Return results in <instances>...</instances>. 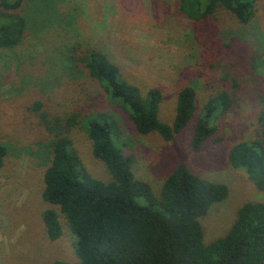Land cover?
Listing matches in <instances>:
<instances>
[{
	"label": "rangeland",
	"instance_id": "obj_1",
	"mask_svg": "<svg viewBox=\"0 0 264 264\" xmlns=\"http://www.w3.org/2000/svg\"><path fill=\"white\" fill-rule=\"evenodd\" d=\"M255 9L254 18L244 24L223 8L207 19L189 18L179 0H25L16 10L27 20L21 41L0 47V144L8 147L0 169V264L76 262V237L69 224L61 218L63 233L50 240L43 221V210L51 206L42 191L52 136L33 109L36 101L51 116L111 112L135 154L136 177L149 181L157 195L180 163L226 183L229 196L201 220L206 243L229 230L242 204L264 202V191L229 162L233 144L256 135L264 110V76L252 63L264 55V0H256ZM89 47L108 52L123 76L143 92L160 87L165 122L173 121L185 85L197 88V113L216 92H234V108L217 119L220 139L195 152L192 125L173 140L158 132L140 134L84 63L72 60L71 54ZM70 134L90 173L109 180L85 130L75 126Z\"/></svg>",
	"mask_w": 264,
	"mask_h": 264
},
{
	"label": "trees",
	"instance_id": "obj_2",
	"mask_svg": "<svg viewBox=\"0 0 264 264\" xmlns=\"http://www.w3.org/2000/svg\"><path fill=\"white\" fill-rule=\"evenodd\" d=\"M24 1L0 0V47H13L21 41L27 20L16 10ZM179 2L180 10L196 20L207 19L223 8L247 24L256 12V0ZM71 58L84 63L89 75L127 112L140 134L158 132L165 140H173L192 125L191 147L195 152L220 139L216 136L217 119L236 103L234 92L222 89L197 113V88L185 85L178 92L173 121L165 122L160 118L164 100L160 87L143 92L123 76L109 53L98 47L81 49ZM252 63H257L264 76V55ZM42 106L36 101L33 109L52 136L42 191V198L51 206L43 210V221L50 240L61 237V218L76 237V262L58 259L50 264H264V202L242 204L229 230L206 243L201 220L215 203L229 196L226 183L210 180L180 163L165 178L157 195L149 181L136 177L135 154L111 112L95 109L62 117L51 116ZM259 121L261 126L253 138L230 148L229 162L264 191V110ZM75 126L87 133L92 153L104 162L109 180L88 170L70 134ZM7 154V145L0 144V169Z\"/></svg>",
	"mask_w": 264,
	"mask_h": 264
}]
</instances>
